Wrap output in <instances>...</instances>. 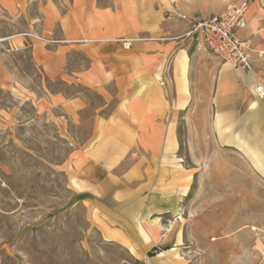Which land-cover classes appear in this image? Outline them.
Returning <instances> with one entry per match:
<instances>
[{
    "label": "crops",
    "instance_id": "0c3cea01",
    "mask_svg": "<svg viewBox=\"0 0 264 264\" xmlns=\"http://www.w3.org/2000/svg\"><path fill=\"white\" fill-rule=\"evenodd\" d=\"M240 1L59 0L35 28L0 37L12 50L28 47L43 76L59 81L39 108H59L90 129L63 164L69 185L102 240L144 261L175 264L183 244L184 202L200 168L180 154L181 123L209 137L215 168L243 167L264 180V96L256 91L264 88V0L247 1L239 32L252 41L250 71L185 35L190 20ZM0 4L17 12L15 0Z\"/></svg>",
    "mask_w": 264,
    "mask_h": 264
},
{
    "label": "rangeland",
    "instance_id": "374dc122",
    "mask_svg": "<svg viewBox=\"0 0 264 264\" xmlns=\"http://www.w3.org/2000/svg\"><path fill=\"white\" fill-rule=\"evenodd\" d=\"M15 2L14 14L0 4V37L35 28L45 7H61L59 0ZM59 86L34 66L28 47L0 44V264H167L165 257L144 261L103 241L89 223L63 164L90 129L59 108L38 105ZM68 92H82L97 104L80 87ZM190 130L179 125L180 154L200 169L184 202V239L175 264H264V180L243 167L215 168L209 137L197 125ZM189 138L194 144H187Z\"/></svg>",
    "mask_w": 264,
    "mask_h": 264
},
{
    "label": "built area",
    "instance_id": "2783aa9c",
    "mask_svg": "<svg viewBox=\"0 0 264 264\" xmlns=\"http://www.w3.org/2000/svg\"><path fill=\"white\" fill-rule=\"evenodd\" d=\"M246 8L247 3L243 1L228 5L221 13L196 21L190 20V29L185 35L201 43L224 64L250 71L252 41L250 38L243 39L239 35V32L246 27ZM259 56L263 57L264 53H260ZM157 80L164 85L162 76H157ZM256 91L260 96H264V88L261 84L256 86Z\"/></svg>",
    "mask_w": 264,
    "mask_h": 264
}]
</instances>
